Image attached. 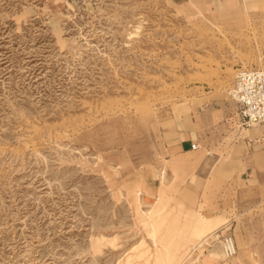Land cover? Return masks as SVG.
Masks as SVG:
<instances>
[{
	"label": "rangeland",
	"instance_id": "1",
	"mask_svg": "<svg viewBox=\"0 0 264 264\" xmlns=\"http://www.w3.org/2000/svg\"><path fill=\"white\" fill-rule=\"evenodd\" d=\"M255 69L264 0H0V264H264V188L169 169ZM222 226L233 260L193 251Z\"/></svg>",
	"mask_w": 264,
	"mask_h": 264
},
{
	"label": "crops",
	"instance_id": "2",
	"mask_svg": "<svg viewBox=\"0 0 264 264\" xmlns=\"http://www.w3.org/2000/svg\"><path fill=\"white\" fill-rule=\"evenodd\" d=\"M199 103L191 125L175 131L178 140L169 169L176 186L191 188L196 178L202 186L209 179L217 186L244 184L249 194L263 189L264 126H243L238 105L226 92L204 97Z\"/></svg>",
	"mask_w": 264,
	"mask_h": 264
},
{
	"label": "built area",
	"instance_id": "3",
	"mask_svg": "<svg viewBox=\"0 0 264 264\" xmlns=\"http://www.w3.org/2000/svg\"><path fill=\"white\" fill-rule=\"evenodd\" d=\"M228 95L238 105L243 126H264V71L241 70ZM192 149L196 150L198 146L192 145ZM215 243L226 261H231L238 255L235 238L225 228L208 235L193 251L206 249L205 247Z\"/></svg>",
	"mask_w": 264,
	"mask_h": 264
},
{
	"label": "bare ground",
	"instance_id": "4",
	"mask_svg": "<svg viewBox=\"0 0 264 264\" xmlns=\"http://www.w3.org/2000/svg\"><path fill=\"white\" fill-rule=\"evenodd\" d=\"M181 233V232H180Z\"/></svg>",
	"mask_w": 264,
	"mask_h": 264
}]
</instances>
